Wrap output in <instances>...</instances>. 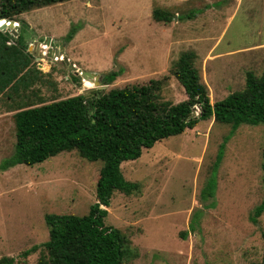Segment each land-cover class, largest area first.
Instances as JSON below:
<instances>
[{"label":"rangeland","instance_id":"obj_1","mask_svg":"<svg viewBox=\"0 0 264 264\" xmlns=\"http://www.w3.org/2000/svg\"><path fill=\"white\" fill-rule=\"evenodd\" d=\"M157 8L170 12L172 22L154 21ZM15 20L36 56L27 59L16 94L0 93V164L14 153L13 115L94 88L81 72L97 75L102 85L87 96L165 78L162 98L176 104L186 96L171 69L190 51L214 104L241 91L247 72L264 71V0H67ZM109 72L120 73L111 85L102 84ZM229 132L213 119L199 121L121 164L123 178L139 185L129 196L115 192L104 220L127 239L122 264H261L264 213L256 225L251 215L263 196V128ZM102 165L73 151L32 167L0 169V260L37 264L48 241L45 215H86L96 203Z\"/></svg>","mask_w":264,"mask_h":264},{"label":"trees","instance_id":"obj_2","mask_svg":"<svg viewBox=\"0 0 264 264\" xmlns=\"http://www.w3.org/2000/svg\"><path fill=\"white\" fill-rule=\"evenodd\" d=\"M65 1L0 0V25L5 21L18 22L15 18L23 13ZM151 17L156 22L168 24L174 16L157 8ZM6 31L0 30V93L7 90V97H10V93L16 94L18 82L24 84L29 66L27 59H33V56L27 52L22 32L17 31V36L13 37L9 30ZM71 37L70 34L66 40ZM195 60L193 52H184L172 66V77L186 96L176 104L163 100V78L144 85L113 88L106 93L93 91L89 96L77 95L23 109L13 115L14 153L1 162L0 169L15 165L32 167L73 151L88 162L101 161L103 164L95 189L96 203L86 215H45L48 241L43 244L45 253L40 255L37 264H122L127 239L120 230L107 226L104 220L113 194L132 195L138 192L139 185L123 178L121 164L138 159L143 150L152 148L155 143L181 135L199 121L210 119L229 127L230 137L242 125H261L263 128L260 164L263 196L251 215L252 223L258 224L264 213V71L259 76L247 72L241 91L210 104L207 87ZM119 73L102 75V84L111 85ZM15 76H18L16 80ZM73 81L77 82V79ZM85 86L90 84L85 82ZM196 109L200 116L189 119ZM229 136L224 137L219 146L213 171L220 165ZM213 186L214 182L211 185L209 182L210 190ZM181 235L184 238L187 233ZM262 238L264 240V232ZM12 263L10 258L0 260V264ZM261 264H264V249Z\"/></svg>","mask_w":264,"mask_h":264},{"label":"water","instance_id":"obj_3","mask_svg":"<svg viewBox=\"0 0 264 264\" xmlns=\"http://www.w3.org/2000/svg\"><path fill=\"white\" fill-rule=\"evenodd\" d=\"M5 22L6 23L0 25V30H9L10 33H11V35L14 36V37H16L17 36V31L16 30H17L18 26L15 25L13 21H5ZM47 44H49V43H47ZM34 45H35L36 49H38L39 43L35 42ZM31 49H32V47L29 46L28 47V51L31 52L32 56H36V54L33 51H30ZM62 61L67 65V67L69 68V70H72L75 73H77L75 66H73V64H70L69 61L66 58H63ZM79 76H82V78H84L85 80L91 79L94 82V86L95 87L84 90V94H83L84 96H86V94L87 93H90L92 90H94L96 88H101L102 87V85H100L99 82H98L99 77L97 75H95V74L81 72L79 74ZM199 116H200L199 113H197V112L194 111L189 116V119H192L194 117H199Z\"/></svg>","mask_w":264,"mask_h":264},{"label":"snow or ice","instance_id":"obj_4","mask_svg":"<svg viewBox=\"0 0 264 264\" xmlns=\"http://www.w3.org/2000/svg\"><path fill=\"white\" fill-rule=\"evenodd\" d=\"M0 23H2V22H0Z\"/></svg>","mask_w":264,"mask_h":264}]
</instances>
